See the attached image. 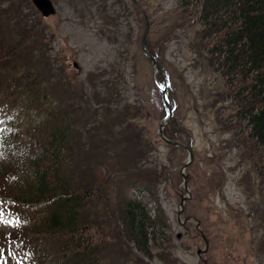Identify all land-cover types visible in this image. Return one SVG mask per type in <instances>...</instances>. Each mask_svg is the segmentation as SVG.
<instances>
[{
    "label": "trees",
    "instance_id": "16d2710c",
    "mask_svg": "<svg viewBox=\"0 0 264 264\" xmlns=\"http://www.w3.org/2000/svg\"><path fill=\"white\" fill-rule=\"evenodd\" d=\"M174 3L171 31L180 19L197 24L229 109L223 125L250 157L264 215V0ZM46 36L13 0H0V213L10 217L0 228V264H122L110 251V223L145 264L154 256L171 264L155 252L168 243L160 206L149 207V186L141 195L131 183L149 158L134 121L142 102L119 105L113 80L100 81L105 71L75 81L54 64ZM154 47L146 38L157 59ZM164 135L183 142L175 131ZM119 180L131 192L113 200Z\"/></svg>",
    "mask_w": 264,
    "mask_h": 264
},
{
    "label": "rangeland",
    "instance_id": "374dc122",
    "mask_svg": "<svg viewBox=\"0 0 264 264\" xmlns=\"http://www.w3.org/2000/svg\"><path fill=\"white\" fill-rule=\"evenodd\" d=\"M52 1L55 12L48 16L33 13L30 0L13 3L18 13L45 30L44 48L54 64L75 81L90 71H105L100 81L113 80V97L119 105L139 100L144 106L134 121L144 133L142 147L149 158L131 183L136 190L145 189L141 195L150 187L149 207L160 206L167 223L168 243L163 250L155 248L156 254L166 253L171 264H203L200 255L207 264H264L260 185L247 151H240L223 125L229 109L223 96L217 95L221 88L201 49L197 24L180 19L171 31V23L180 15L174 0H135L139 6L133 0L134 5L131 0ZM144 14L149 24L146 38L159 51L156 65L140 48ZM163 85L175 121L163 127L161 135L158 126L167 111ZM170 130L181 134L187 150L168 145L164 134ZM188 150L192 162L185 168ZM127 183L118 181L115 188L122 189L113 192V200L118 193L131 192ZM182 197L186 198L179 211ZM8 223L10 217L3 215L0 228ZM196 231L207 239L203 254L196 253L205 247ZM107 232L114 259L145 264L117 235L115 223L107 225ZM148 262L163 264L156 256Z\"/></svg>",
    "mask_w": 264,
    "mask_h": 264
},
{
    "label": "water",
    "instance_id": "95a60500",
    "mask_svg": "<svg viewBox=\"0 0 264 264\" xmlns=\"http://www.w3.org/2000/svg\"><path fill=\"white\" fill-rule=\"evenodd\" d=\"M134 3L138 5V3L133 0ZM31 3L36 7V9L39 11V13L42 15V16H48L50 14H53L55 12V7L52 3L51 0H31ZM144 18H145V27H144V30H143V33L141 35V47L143 49V51L145 53L148 54L149 58L151 59V61L156 64V61H155V58L148 53L147 49H146V41H145V37H146V34H147V31H148V27H149V24H148V18L146 16V14H144ZM161 92L162 94L164 95V87L161 89ZM165 97V96H164ZM165 103H166V107H167V113H166V117L169 118L170 117V113H171V110L170 108L168 107V103L167 101L165 100ZM166 124V122H163L161 123L159 126H158V131L159 133L161 134V130L163 128V126ZM162 135V134H161ZM166 141L168 142H172L174 143L175 145H179V146H182V147H185L186 149H188L185 145L179 143V142H176V141H172V140H169L167 138H164ZM188 158H187V161L185 162L184 164V167L191 161V158H192V155H191V152L188 150ZM185 179V178H184ZM185 197H182L181 199V202H180V207L182 209V204H183V200H184ZM201 236L204 240V243H205V247L203 249H196V253L197 254H200L201 252H204L207 248V239L206 237L203 235V233H201ZM203 262L204 264H206V260L203 259Z\"/></svg>",
    "mask_w": 264,
    "mask_h": 264
},
{
    "label": "snow or ice",
    "instance_id": "6c2138e0",
    "mask_svg": "<svg viewBox=\"0 0 264 264\" xmlns=\"http://www.w3.org/2000/svg\"><path fill=\"white\" fill-rule=\"evenodd\" d=\"M2 221H3V214L0 213V222H2Z\"/></svg>",
    "mask_w": 264,
    "mask_h": 264
}]
</instances>
